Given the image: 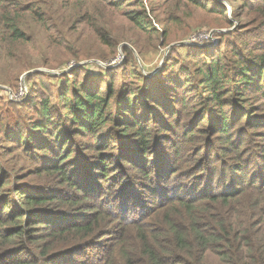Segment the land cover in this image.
Listing matches in <instances>:
<instances>
[{
  "label": "trees",
  "instance_id": "trees-1",
  "mask_svg": "<svg viewBox=\"0 0 264 264\" xmlns=\"http://www.w3.org/2000/svg\"><path fill=\"white\" fill-rule=\"evenodd\" d=\"M187 1L206 14L218 12L201 0ZM244 7L254 9L253 23L264 27V0ZM35 9L24 0H0L4 50L30 41L19 15ZM218 13L232 24L226 10ZM123 14L158 31L143 10ZM40 24L48 27L44 20ZM166 25L163 45L170 36ZM100 40L109 45L113 39ZM243 46L198 60L192 70L182 65L156 85L124 47L129 82L114 76L102 91L69 75L58 100H40V119L27 136L14 138L25 150L35 148L30 155L39 172L57 177L55 188L65 193L33 189L52 184H33L26 180L30 174L13 173L0 161V264H264V118L250 122L254 114L244 108L252 95L264 102V42L255 49ZM112 124L114 135L120 133L131 147L123 149L121 139L107 136ZM238 128L246 132L234 134ZM73 136L90 142L76 146ZM204 145L219 157L196 158ZM243 147L255 152L241 156ZM120 148L122 159L113 163L145 173L146 195L136 191L130 174L109 183L106 164V184L94 179L96 163Z\"/></svg>",
  "mask_w": 264,
  "mask_h": 264
},
{
  "label": "rangeland",
  "instance_id": "rangeland-1",
  "mask_svg": "<svg viewBox=\"0 0 264 264\" xmlns=\"http://www.w3.org/2000/svg\"><path fill=\"white\" fill-rule=\"evenodd\" d=\"M24 1L31 2L36 7V13L32 11L19 15L26 26L30 41L7 50L0 45V161L4 167L12 169L13 173L17 172L21 176L30 174L26 180L33 184H52V187H32L33 189L49 190L57 195L65 193L55 188L54 178L57 177L41 174L39 164L30 155L35 148L28 144L30 146L25 150L20 144H16L14 136L21 132L27 136L31 132L33 122L40 119L37 103L42 99L58 100L59 92L65 88L64 79L69 75L85 84H94L97 88L102 86V91L106 90V83L113 80L114 76L118 83H124L126 79L129 82L127 56L130 54L124 49L126 47L131 50L138 67L147 76V81L156 85L170 75L175 76L182 65L192 70L197 66L198 60L215 57L221 51H230L235 46L242 45V48H246L247 43L250 49H255L264 42V27L258 29L260 25L253 23L256 22V12L244 7L247 1L250 3L255 0H201L208 6H214L218 12L226 10L227 18L232 24L224 21L226 17L223 13L206 14L187 0H115L124 4L121 8L109 0ZM177 4H180L179 8L176 7ZM171 6L173 7L170 9ZM141 10L147 13L151 27L156 28L157 32L133 24L123 14ZM42 20L48 27L40 24ZM78 22L79 25L75 28ZM165 25L170 36L163 45L162 30ZM239 27L242 29H238ZM102 37L106 40L112 38V43L111 40L109 45L103 43L100 40ZM247 101L250 104L246 103L247 107L244 105V108H249L250 115L254 114L249 118L250 122L255 116L264 118V102L253 95ZM197 106L200 107L201 103ZM251 106L254 108L250 109ZM57 116L63 117V113H58ZM171 120L174 122L175 119ZM66 124L67 127L71 126L70 123ZM115 127L112 124L106 128L107 136L114 135ZM262 127L259 130L264 129ZM243 132L246 131L238 128L234 134ZM119 135L120 133L114 135V139L120 140L122 137ZM37 137L40 140V135L37 134ZM25 140L27 142V138ZM44 140H48L46 136ZM86 142L90 141L73 136V144L76 146ZM119 142L123 149L132 145L131 141L126 142L123 139ZM206 147H201L203 150L195 157L205 155L208 158L209 154L214 159L219 157ZM240 151L241 156L255 152L247 147ZM113 152L115 154L106 152L105 158L91 169L95 171L92 173L94 179L97 181L100 178L101 183L106 184L102 173L106 164L111 166L108 170L112 173L107 179L109 183L116 176L128 177L130 174V178H135L132 179L135 188H140L136 191L145 195L149 193L150 187H143L144 182L147 183L142 180L145 173H139L127 161L125 163L128 169L127 165L114 164L115 159H122V149H118V153L121 152L119 155L117 149H113ZM246 156L244 159L247 162ZM225 158L232 161L229 155ZM80 165H84L82 160ZM254 165L253 162L251 166ZM84 168L87 167L84 165ZM219 171L218 169V173Z\"/></svg>",
  "mask_w": 264,
  "mask_h": 264
}]
</instances>
